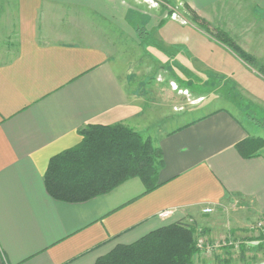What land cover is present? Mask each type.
<instances>
[{
	"label": "crops",
	"instance_id": "crops-1",
	"mask_svg": "<svg viewBox=\"0 0 264 264\" xmlns=\"http://www.w3.org/2000/svg\"><path fill=\"white\" fill-rule=\"evenodd\" d=\"M183 1L231 38L260 35L264 0ZM131 11V0H0V264H94L115 246L176 222L212 240L233 231L234 245L202 250L194 264L260 261L242 255L255 241L234 234L249 219L260 217L264 226V146L258 155L238 153L236 143L257 134L231 107L243 115L262 110L264 78L234 68L230 50L194 27L175 20L156 26V13L146 18L153 32L142 42ZM147 61L221 73L227 90L218 98L229 105L175 126L169 111L153 126L137 90ZM176 71L173 86L212 81ZM117 123L138 132L155 127L164 162L159 186L145 193L132 177L83 202L52 198L43 182L50 158L76 146L80 128ZM205 207L212 212L202 213ZM164 209L170 214L159 217Z\"/></svg>",
	"mask_w": 264,
	"mask_h": 264
},
{
	"label": "trees",
	"instance_id": "trees-1",
	"mask_svg": "<svg viewBox=\"0 0 264 264\" xmlns=\"http://www.w3.org/2000/svg\"><path fill=\"white\" fill-rule=\"evenodd\" d=\"M191 20L218 43L245 63L254 57L241 49L227 32L186 7ZM264 77V65L258 67ZM257 125L262 122L250 116ZM80 142L50 158L43 176L47 193L63 202H83L108 193L125 180L137 177L148 193L159 186L158 172L163 167L161 149L149 136H141L128 126L88 124L78 130ZM264 146L261 137L248 136L236 143L243 157L258 155ZM192 227L180 222L152 230L136 241L117 245L94 264H194L203 250ZM228 246V245H225Z\"/></svg>",
	"mask_w": 264,
	"mask_h": 264
},
{
	"label": "rangeland",
	"instance_id": "rangeland-1",
	"mask_svg": "<svg viewBox=\"0 0 264 264\" xmlns=\"http://www.w3.org/2000/svg\"><path fill=\"white\" fill-rule=\"evenodd\" d=\"M131 22L135 25H139L136 28V33L138 37L143 42L146 38L143 36L144 33L147 32L148 34H151L153 31L147 28L145 22L147 17H149V14L156 13L157 18L156 26H160L163 24L166 20H175L183 27L191 26L196 28L198 31H200L202 34H205L207 37H209L211 40L218 43L213 37H211L208 33L204 32L200 27H198L195 22L191 20V15L189 10L186 8L188 5L183 0H131ZM139 9V12L135 11L136 9ZM236 8V7H235ZM234 8V9H235ZM145 12V13H144ZM151 12V13H150ZM159 19H161L159 21ZM160 22V23H159ZM210 24V23H209ZM143 26V27H142ZM211 27H215L212 24H210ZM260 27V35L258 36H251L250 32H247L243 35H240L239 37H236L234 42L239 45V47L249 54H251L254 57V62L252 63H245L240 58H238L233 52H231V55L238 61V63L234 64V68H239V66L246 71L257 73L261 77H263L259 71L258 67L261 65H264V23L259 25ZM229 35V34H228ZM145 38V39H144ZM221 45L220 43H218ZM240 63V64H239ZM141 68L139 72L140 75V85H138V92L142 94L143 96H146V100L148 103V116L150 120L153 121V126H158L162 123V120H160L158 117L162 114V116H166L167 113H170L173 115L174 119L172 121V125L175 126L176 124H180L182 122L192 120L194 118L200 117L206 113H208L210 110H212L215 106H227L229 105L226 101L221 100L218 98V96L223 95L226 93L227 88L220 85L218 83V79L221 81L224 80L225 76L218 72L208 71H186V70H179L176 71L179 75V78L181 76H186L189 72L195 73V75H198L200 78H210L212 79L211 83H209V80L205 84H202V79L198 81H189L186 83H181L179 80V83H176L174 86L172 85L171 80L175 81L174 78V71L170 69L169 66L164 65V67L157 68L153 67L151 62L147 61L144 64L141 65ZM213 74V75H212ZM264 78V77H263ZM185 82V81H183ZM192 83V84H190ZM217 97V99L221 102L215 101H209L210 99ZM240 100H243V97L239 95ZM207 101L211 102L208 105ZM260 108L264 109V104L260 106ZM233 112L237 115L238 119L247 122L251 124L252 132H255L257 136L255 137H263L264 138V112L262 110L257 109H251L247 110L246 114L243 115L239 112V110H234V107H231ZM177 116V117H174ZM250 116H253L257 119H259L263 125H257L254 123L253 120H251ZM150 127L149 129H145L141 132L135 131L139 133L141 136H149L152 139V136H154L153 132H156L155 127ZM261 137V138H262ZM262 138V139H263ZM264 140V139H263ZM262 220L260 217L256 219H249L250 222L248 224L247 228H241L238 229L239 232L234 235H242L243 238H247L250 240L255 241L254 246H252V250H247V252H251L249 254H246V252H242V255L249 256L248 258H251V254H254V257H257L258 264H264V226H261V228L257 227L256 224ZM203 221V220H202ZM182 224L188 225L192 227L194 231V237L195 240L198 243L203 242L204 244H211V245H218L214 247L213 249H220L224 246L221 245L223 240H227L231 242V236L233 235V231H230L231 236L229 233H226L225 236H222V234H217L216 239L210 238L212 237L210 232H206L204 230H195L194 226H192L189 223L180 222ZM203 223V222H202ZM200 221V225L202 224ZM202 226V225H201ZM220 232V231H218ZM261 236L262 238H259ZM214 237V236H213ZM207 239V240H206ZM208 239L211 240V243L208 242ZM209 240V241H210ZM204 252H208L203 250ZM240 254V253H238ZM243 264H249V263H243Z\"/></svg>",
	"mask_w": 264,
	"mask_h": 264
},
{
	"label": "built area",
	"instance_id": "built-area-1",
	"mask_svg": "<svg viewBox=\"0 0 264 264\" xmlns=\"http://www.w3.org/2000/svg\"><path fill=\"white\" fill-rule=\"evenodd\" d=\"M170 212L171 211L169 209H164V210H161V211L158 212V216L164 218V217H167L170 214ZM211 212H212V208L205 207V208L202 209V213H204V214H209ZM257 226L258 227L262 226V223L259 222L257 224ZM231 243L234 245V242H232V241L231 242H228L227 240H223V242L221 243V245L222 246H225V245L231 244ZM199 244L202 245L203 250H205V251H211L212 248H214V247H216L218 245V243H216V245H211V244H208V243L207 244H204L203 242H201Z\"/></svg>",
	"mask_w": 264,
	"mask_h": 264
}]
</instances>
